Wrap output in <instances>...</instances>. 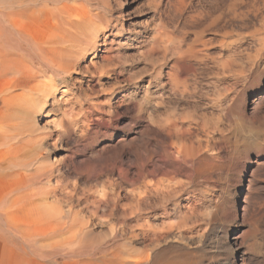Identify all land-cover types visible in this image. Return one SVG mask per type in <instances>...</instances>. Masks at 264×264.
<instances>
[{
	"label": "bare ground",
	"instance_id": "obj_1",
	"mask_svg": "<svg viewBox=\"0 0 264 264\" xmlns=\"http://www.w3.org/2000/svg\"><path fill=\"white\" fill-rule=\"evenodd\" d=\"M94 1L0 0V174L11 189L0 199V264H212L209 256L223 253L225 264H264V186L257 183L264 171V0L168 1L176 12L171 25L153 26L147 38L151 50L170 51L174 62L170 73L155 72L153 140L135 141L150 146V158L132 179H145L146 189L131 191L137 200L131 211L120 206L122 193L112 196L104 186L77 187L68 196L55 191L39 163V143L26 139L27 130H35L43 91L72 68L83 44L94 41L100 27ZM214 43L220 51L212 57ZM210 66L232 78L224 95L213 89L220 96L211 103L218 114L208 119L215 121L195 109L197 117L165 111L162 117L158 107L166 98L193 99L199 70ZM248 161L255 167L244 184ZM183 174L195 183L205 179V188L187 190L180 200L174 185ZM214 176L221 181L217 198L206 194ZM71 193L86 206L80 199L73 203ZM214 223L223 228L217 250H206L207 234L185 240ZM226 224L235 226L232 234ZM130 225L140 228V238ZM174 227L187 232L177 235Z\"/></svg>",
	"mask_w": 264,
	"mask_h": 264
},
{
	"label": "rangeland",
	"instance_id": "obj_2",
	"mask_svg": "<svg viewBox=\"0 0 264 264\" xmlns=\"http://www.w3.org/2000/svg\"><path fill=\"white\" fill-rule=\"evenodd\" d=\"M168 1L95 0L92 3L94 18L100 24L98 30H95L93 34V43L83 44L84 49H81V53L79 55L73 54L72 68H69L63 75L57 76L55 83L49 84L48 89L43 91L45 98L35 115V130H27V134L29 132L31 136L28 135L26 139L30 137L29 140L35 142L37 146L39 143L37 150L39 163L44 171L49 173L50 184L58 193L72 192L77 187L88 190L96 186L101 188L104 186L112 196L118 192L122 193L120 201L122 208L130 211L132 208L136 209L137 200L131 191L135 188L137 191H142L143 188L145 190L143 183L145 179L142 178L140 179L142 182L137 183H134L132 179L142 168L141 165L149 163L150 146L143 148L142 144L138 145V142L135 143V141L153 140L150 124L155 105L152 104L154 102L151 100L154 98L151 93L154 89V83L158 79L155 72L161 69L166 74L170 73L174 62V58L168 55H171L170 51L169 53L165 50L167 53L165 51L164 53L162 50L158 52L151 50L147 35L150 36L153 26L171 25L173 19L171 16L174 13V17L176 12L173 7H170L172 5ZM212 45L211 49L208 47L210 49L208 51L214 57L220 48L219 44L214 43ZM216 68L210 66L206 70L205 68L199 70L197 74L199 78L196 76V83L198 84L200 81L201 83L193 85L192 90L195 89V92H193V99H188L189 102L180 99H177L179 101L177 102V97L174 98V96L166 98V106L160 105L158 107L161 116L165 111L164 116L174 114L173 116L197 117L199 115L203 118L206 114L208 119L212 113V115L214 114L213 117L216 118L215 114H218V110L214 106V101L220 99L221 94L224 95L225 92L222 93V90L231 88L230 85L232 84V80H230L232 78L219 71L218 67ZM161 79H164V75L161 76ZM224 84L228 85L225 86ZM215 88L219 93L221 92L220 96L218 91L213 90ZM208 95H212L213 98L211 99ZM171 98L176 102L173 99L170 100ZM173 103L176 105L173 106ZM188 105H192V108ZM197 105L202 107L199 108ZM173 109L176 110L175 113ZM194 109L195 112L198 111L196 116ZM177 110L181 114H177L179 112ZM200 112L202 114L205 112V114L200 115ZM214 118L211 116L209 119ZM209 121L214 122L215 120ZM222 123L224 125L225 121L223 120ZM201 133L205 135L204 132ZM203 135L202 137L206 138V135ZM217 135L215 132L214 136ZM224 155L225 153H221L222 160ZM263 157L262 154L261 158L263 159ZM3 165L7 166V163H3ZM245 166L248 169L244 172V184H249V180L253 178L250 171L255 167V162L248 161ZM260 174L257 176V183L264 186V175L261 174V176ZM184 175L179 177V184L177 182L178 185H174L180 187L177 193L178 196H181L180 200H184L187 190H199V188L203 190L205 188V179L202 178V181L199 178L195 183V178L192 179L189 175L188 178L187 174L186 177ZM5 177V175L4 177L3 175L0 176V199L3 197L5 199L11 192L7 184L9 178L6 177L7 179H5ZM218 177L214 176V179H217L213 181L214 189L206 190L208 191L206 194L214 198L220 196L222 190L221 181ZM141 186H143L142 189ZM181 189L185 191H181ZM243 190H247L246 187ZM73 194L71 193V201L76 204L80 199L81 206L85 207L84 198ZM115 218L116 215L111 216L112 220ZM137 226L135 225V227ZM226 226L232 234L235 226L233 224H226ZM133 227L134 225L132 227L130 225L131 233L134 232L133 234L137 236L139 234L137 239L140 238V228L133 229ZM176 228L174 227L173 231L177 235L179 234L178 230H182V235L187 232L186 228L184 230L182 228L176 230ZM222 229V224L214 223L204 230L205 233L204 231L199 234L197 232L188 233L187 237H192L185 240L193 243L197 241L196 238H199L200 235L203 238L207 234L210 242L206 246V250L214 251L222 244L223 238L220 234ZM208 256L205 257V260ZM209 257H211L212 264H225L228 260L224 253L217 259L211 255Z\"/></svg>",
	"mask_w": 264,
	"mask_h": 264
}]
</instances>
